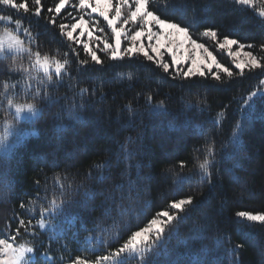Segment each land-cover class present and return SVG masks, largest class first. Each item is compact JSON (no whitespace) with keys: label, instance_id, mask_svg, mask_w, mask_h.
Returning <instances> with one entry per match:
<instances>
[{"label":"trees","instance_id":"16d2710c","mask_svg":"<svg viewBox=\"0 0 264 264\" xmlns=\"http://www.w3.org/2000/svg\"><path fill=\"white\" fill-rule=\"evenodd\" d=\"M14 2L26 3L29 11L0 5V16L12 18L0 22V32L14 30L20 20L33 53L67 64L56 76L36 68L27 52L0 55V132L17 125L16 104H37L35 115L20 114L16 135L0 153V239L32 247L31 264H70L76 256L94 261L173 199L191 195L195 206L157 254L144 260L125 255L121 264H264V222L236 215L264 214V67L240 74L218 54L233 77L222 73V81L189 82L173 79L171 69L164 73L142 56L112 61L98 51L103 64L96 65L83 51V42L93 46L87 34L73 33L82 41L76 44L59 28L65 24L69 31L82 15L77 0L59 13L60 0H41L39 16L34 0ZM149 9L189 27L194 38L210 27L217 39H237L264 65V16L249 5L150 0ZM88 19L94 36L103 35L92 28L96 22L110 39L102 18ZM83 59L89 64L81 65ZM149 95L167 111L153 112ZM249 97L250 108L244 104ZM205 158L213 161L210 179L199 174ZM178 173L190 177L179 190ZM53 200L63 212L42 217L41 209ZM42 218L49 222L45 229L37 223Z\"/></svg>","mask_w":264,"mask_h":264},{"label":"snow or ice","instance_id":"6c2138e0","mask_svg":"<svg viewBox=\"0 0 264 264\" xmlns=\"http://www.w3.org/2000/svg\"><path fill=\"white\" fill-rule=\"evenodd\" d=\"M37 7L35 8V15L39 16L41 7L39 6L41 0H34ZM69 2V0H60L59 4L55 7V12L59 13L62 8ZM237 3L243 5L252 4L253 0H236ZM0 5L10 6L13 9H23L28 12L29 8L26 3H15L14 0H0ZM150 0H116L113 5V0H79L78 7L82 12L90 9L86 14L91 17L93 13H98L106 21L108 28L111 30L110 39L103 28H97V23L92 24V28L103 33V35H93V31H88L87 36L89 40L93 41V46L88 42H83V51L90 61L96 65L103 64L101 56L98 51L104 53L112 61H123L125 59H132L133 57H144L147 61L153 62L164 73H170L173 79H183L184 81H192L193 78H211L214 81H222V73L227 77H233L234 73L231 68L226 67L220 63L212 51L205 46L204 43L192 38L189 27L181 26L180 23L173 22L169 19H163L155 11L149 9ZM49 12L52 9L48 10ZM111 13V15H110ZM260 15L264 16V7L260 9ZM12 18L9 16H0V22H11ZM51 23H55L53 19ZM89 21L80 15L76 23L70 25L71 31H64L67 27L65 24H60L59 28L61 34L71 41L75 39L76 44L82 43L77 37H73V31L80 29V36L85 34V27ZM136 26L135 30L126 27L127 25ZM119 25V26H118ZM15 26L20 29V20L15 21ZM31 40L30 34L27 29L24 30ZM7 37V42L4 37ZM200 36L210 38L215 42L216 48L220 51H227V54L232 57V63L236 69H239L240 74H243L245 69H256L264 67L260 60L253 55L252 52H245L243 55L247 59L240 58V50L245 48V45L240 43L237 39L224 36L222 40H218V32L214 28H205ZM146 41V42H145ZM233 45H238L236 51L232 50ZM248 47H252L248 45ZM264 48V44L261 45ZM27 52L32 60L34 66L42 70L45 74L54 72L56 76H60L62 70L67 64L60 63L57 60H49L47 56L41 57L39 51L33 53L31 47H25L24 41L18 35H14L8 29H5L3 36H0V55H11L14 53ZM170 57V62L166 58ZM81 65L89 64V59L80 60ZM53 65L55 67L53 68ZM52 79V77H50ZM253 96L257 93H253ZM152 97L149 95L147 101L149 107L153 112L159 113L167 111L164 102L158 104L151 103ZM251 97L244 101V104L249 108ZM12 104V101H9ZM36 107L32 104H16L15 105V118L17 125L11 128L6 127L4 133H0V153H5L8 150V137L15 136L19 125V117L23 112H29L33 115L36 114ZM232 144L239 143V135L233 132ZM213 151L209 147L207 149V157H212ZM212 159L205 158L198 163L199 174L202 179H210L212 166ZM181 168L187 167L186 162L181 161ZM189 176L182 173L177 174L176 184L179 186ZM194 205L193 196L189 195L181 199H173L168 209L158 211L147 223L146 226L133 231L119 247L109 251L105 255H99L94 261L76 256L71 260L70 264H121V257L128 255H136L144 260L146 257L157 254V249L165 244L169 234L175 231V225L185 219L190 207ZM21 207H24L21 204ZM63 212L61 204H57L55 200L51 202V207L42 208L40 215L42 217L47 214L48 216H57ZM238 217H246L249 221L264 222V214H252L251 212H238ZM21 225L25 223L20 220ZM41 229H45L49 222L42 218L37 221ZM55 231V229H53ZM0 256L6 259H0V264H27L26 257L28 254L34 252L32 247H25L20 245L14 247L12 243L0 239ZM239 247V246H237ZM235 251V248L233 249ZM47 259L48 257L45 256Z\"/></svg>","mask_w":264,"mask_h":264},{"label":"rangeland","instance_id":"374dc122","mask_svg":"<svg viewBox=\"0 0 264 264\" xmlns=\"http://www.w3.org/2000/svg\"><path fill=\"white\" fill-rule=\"evenodd\" d=\"M78 2H79V0H77ZM115 2H116V0H113V5H115ZM249 6H251V7H253V9L258 13V14H260V9L262 8V7H264V0H253V2H252V4H249ZM87 12H90V9H88V10H86L85 12H82V14L84 15V18L86 19V20H89L88 19V15L86 14ZM93 14H95L96 16H98V17H100L99 16V14L98 13H93ZM110 15H111V13H110ZM100 18H102L103 19V17H100ZM104 20V19H103ZM76 21L77 20H75L73 23H76ZM106 22V21H105ZM107 24V23H106ZM119 26V25H118ZM126 27H128V28H131L132 30H135V27L136 26H133V25H131V24H129V25H127ZM72 29L70 28V30L69 31H71ZM5 31V30H4ZM4 31H2V32H0V36H3V34H4ZM80 29L78 28V29H76L75 31H73V33H80ZM84 31H85V33L87 34V32L89 31V28H88V25L85 27V29H84ZM10 32H12L14 35H18V36H20V38L23 40V35H21V33L20 32H22L20 29H17L16 27L14 28V30H10ZM75 33V34H76ZM193 39H196V40H198V42H200V43H204L205 44V46L206 47H208L209 48V50L210 51H212L213 52V54L216 56V58H217V60H218V54H220V55H222V56H226L227 57V59H228V61L230 62V63H232V57H230L228 54H227V51H220V50H218L217 48H216V44H215V42L214 41H212L210 38H207V37H199V39H197V38H194V37H192ZM4 39H5V41L7 42V37L5 36L4 37ZM218 40H222V39H218ZM24 41V40H23ZM146 42V41H145ZM24 46L25 47H28L25 43H24ZM238 49V45H233L232 46V50L233 51H236ZM245 52H250V51H248L246 48H244V49H242V50H240V58L243 60V59H247L246 57H244V53ZM43 58V57H42ZM166 58L169 60V62H170V57H167V55H166ZM219 61V60H218ZM232 65H234L233 63H232ZM235 66V65H234ZM55 67V65H53V68ZM37 68V67H36ZM264 85V84H263ZM5 129L6 128H1V132L0 133H4L5 132ZM8 141H9V137H8ZM9 243V242H8ZM13 244V243H12ZM20 245H24L23 243H20V244H13V246L14 247H19ZM25 247H27L26 245H24ZM0 247H2V246H0ZM33 258V254L31 253V254H28L27 255V257H26V262H27V264H31V259ZM0 259H6V257H3V256H0Z\"/></svg>","mask_w":264,"mask_h":264},{"label":"clouds","instance_id":"9594fccd","mask_svg":"<svg viewBox=\"0 0 264 264\" xmlns=\"http://www.w3.org/2000/svg\"><path fill=\"white\" fill-rule=\"evenodd\" d=\"M11 101V100H10ZM23 104H32L34 107H37V104L33 101V102H27V103H23ZM22 104V105H23Z\"/></svg>","mask_w":264,"mask_h":264}]
</instances>
